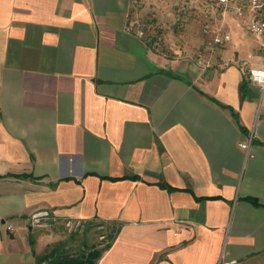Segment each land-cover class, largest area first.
<instances>
[{
  "label": "crops",
  "instance_id": "1",
  "mask_svg": "<svg viewBox=\"0 0 264 264\" xmlns=\"http://www.w3.org/2000/svg\"><path fill=\"white\" fill-rule=\"evenodd\" d=\"M130 7L0 0V264H36L45 208L119 227L96 264H264L261 38L227 13L215 63L168 58Z\"/></svg>",
  "mask_w": 264,
  "mask_h": 264
},
{
  "label": "rangeland",
  "instance_id": "2",
  "mask_svg": "<svg viewBox=\"0 0 264 264\" xmlns=\"http://www.w3.org/2000/svg\"><path fill=\"white\" fill-rule=\"evenodd\" d=\"M130 4L132 27L164 57L190 59L200 64L215 63L220 57L217 52L227 41H212L213 31L223 28L231 32L228 18L222 19L207 0H130ZM240 23L238 31L231 32L233 40L243 41L250 47L256 45V36L246 23ZM256 53L255 48L244 54L245 71L251 61L252 66H259L260 55L251 58ZM48 211L49 215H40L37 224H31L34 225L32 237L39 233L50 236L48 241L51 242L43 251L55 246L65 253L78 254L86 252L91 245L101 247L114 224L99 219L60 220L53 211Z\"/></svg>",
  "mask_w": 264,
  "mask_h": 264
},
{
  "label": "built area",
  "instance_id": "3",
  "mask_svg": "<svg viewBox=\"0 0 264 264\" xmlns=\"http://www.w3.org/2000/svg\"><path fill=\"white\" fill-rule=\"evenodd\" d=\"M210 3L211 9L219 13L221 18H224L227 13H231L243 20L249 30L261 38V57L262 64L260 67H248L245 71V77L255 83L260 90L264 92V0H207ZM132 27V24H131ZM230 39L227 30L218 28L213 31L212 41L223 43ZM247 147V144H241ZM48 209L36 210L31 214L30 222L34 224L40 220V215H49ZM42 219V218H41ZM70 221L69 219H67ZM12 229L10 225L7 226Z\"/></svg>",
  "mask_w": 264,
  "mask_h": 264
},
{
  "label": "trees",
  "instance_id": "4",
  "mask_svg": "<svg viewBox=\"0 0 264 264\" xmlns=\"http://www.w3.org/2000/svg\"><path fill=\"white\" fill-rule=\"evenodd\" d=\"M243 85V84H242ZM135 177V176H132ZM115 179V178H114ZM161 187L172 189L173 187L166 183H159ZM251 200L258 204L257 200L251 198ZM119 227L113 224L111 231L107 235L106 242L98 247L91 245L86 252H80L78 254L65 253L57 247L45 250L43 253L36 255V264H96L101 254L111 245ZM29 242L33 244L34 240L30 237Z\"/></svg>",
  "mask_w": 264,
  "mask_h": 264
}]
</instances>
